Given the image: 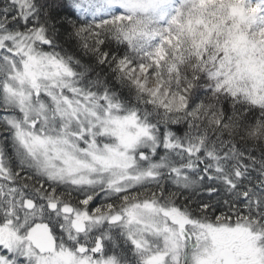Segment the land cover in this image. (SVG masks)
Masks as SVG:
<instances>
[{"label": "snow or ice", "instance_id": "snow-or-ice-1", "mask_svg": "<svg viewBox=\"0 0 264 264\" xmlns=\"http://www.w3.org/2000/svg\"><path fill=\"white\" fill-rule=\"evenodd\" d=\"M0 264H264V0H0Z\"/></svg>", "mask_w": 264, "mask_h": 264}]
</instances>
